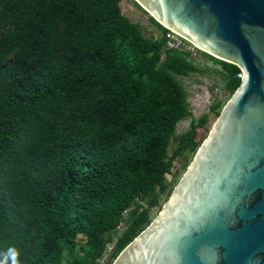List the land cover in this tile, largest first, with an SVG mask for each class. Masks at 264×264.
<instances>
[{
    "label": "trees",
    "instance_id": "16d2710c",
    "mask_svg": "<svg viewBox=\"0 0 264 264\" xmlns=\"http://www.w3.org/2000/svg\"><path fill=\"white\" fill-rule=\"evenodd\" d=\"M120 3L0 0V259L12 247L19 264H111L206 136L180 78L209 69ZM196 52L231 95L240 69Z\"/></svg>",
    "mask_w": 264,
    "mask_h": 264
},
{
    "label": "water",
    "instance_id": "95a60500",
    "mask_svg": "<svg viewBox=\"0 0 264 264\" xmlns=\"http://www.w3.org/2000/svg\"><path fill=\"white\" fill-rule=\"evenodd\" d=\"M239 85L156 216L111 264H264V0H135Z\"/></svg>",
    "mask_w": 264,
    "mask_h": 264
},
{
    "label": "rangeland",
    "instance_id": "374dc122",
    "mask_svg": "<svg viewBox=\"0 0 264 264\" xmlns=\"http://www.w3.org/2000/svg\"><path fill=\"white\" fill-rule=\"evenodd\" d=\"M135 1V0H134ZM133 0H121L122 13L127 16L131 21L136 22L140 25L144 35H148L152 32L158 35L156 27L152 24L149 16L150 14L144 11L140 6H137ZM193 57H195V62L200 63L205 68L209 69L205 73H193L189 76L180 78L184 87L187 91L188 101L190 104L191 112L194 117H199L203 113H208V122L205 125L207 129L201 128L198 130V134L203 136L210 130L216 114L214 112L208 111V106L216 100L222 102V105L229 98V93L224 90L223 81L219 74L215 71L219 69V66L205 61L196 50L192 52ZM189 119L181 120L177 124V131H185L188 127ZM199 136V137H200ZM191 159V154L188 155L187 160ZM185 158H178L174 161L171 172L166 175V181L169 182L170 186L173 188L179 177L184 172V168L181 164L184 162ZM189 163V162H188ZM166 200L163 198L160 200V205L162 206ZM160 206L154 207L150 212V217L153 219L160 210ZM124 227L123 224L120 225V229ZM106 259L102 262L105 263Z\"/></svg>",
    "mask_w": 264,
    "mask_h": 264
},
{
    "label": "built area",
    "instance_id": "2783aa9c",
    "mask_svg": "<svg viewBox=\"0 0 264 264\" xmlns=\"http://www.w3.org/2000/svg\"><path fill=\"white\" fill-rule=\"evenodd\" d=\"M164 34L166 37L165 47L168 49H184L191 54L197 49L192 43L173 30L167 29ZM241 75L242 73L238 74L239 77H241Z\"/></svg>",
    "mask_w": 264,
    "mask_h": 264
},
{
    "label": "clouds",
    "instance_id": "9594fccd",
    "mask_svg": "<svg viewBox=\"0 0 264 264\" xmlns=\"http://www.w3.org/2000/svg\"><path fill=\"white\" fill-rule=\"evenodd\" d=\"M18 251L15 248L9 247L6 253L3 254V259H0V264H19Z\"/></svg>",
    "mask_w": 264,
    "mask_h": 264
}]
</instances>
